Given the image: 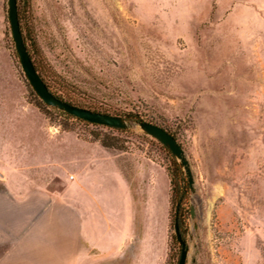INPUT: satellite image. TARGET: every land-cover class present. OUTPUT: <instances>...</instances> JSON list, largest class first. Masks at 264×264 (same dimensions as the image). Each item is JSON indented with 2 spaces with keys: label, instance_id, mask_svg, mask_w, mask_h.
Instances as JSON below:
<instances>
[{
  "label": "rangeland",
  "instance_id": "1",
  "mask_svg": "<svg viewBox=\"0 0 264 264\" xmlns=\"http://www.w3.org/2000/svg\"><path fill=\"white\" fill-rule=\"evenodd\" d=\"M17 5L28 51L60 92L126 118L139 111L182 144L193 190L182 168L183 198L171 200L161 264H178L177 206L185 264H264V0ZM34 93L14 47L8 0H0V264H58L57 197L25 196L28 175L43 178L28 151L102 138L171 167L172 153L139 126L86 124L39 106Z\"/></svg>",
  "mask_w": 264,
  "mask_h": 264
},
{
  "label": "crops",
  "instance_id": "2",
  "mask_svg": "<svg viewBox=\"0 0 264 264\" xmlns=\"http://www.w3.org/2000/svg\"><path fill=\"white\" fill-rule=\"evenodd\" d=\"M27 153L43 178L28 175L25 196L57 197L58 264H161L171 183L160 163L78 137Z\"/></svg>",
  "mask_w": 264,
  "mask_h": 264
},
{
  "label": "water",
  "instance_id": "3",
  "mask_svg": "<svg viewBox=\"0 0 264 264\" xmlns=\"http://www.w3.org/2000/svg\"><path fill=\"white\" fill-rule=\"evenodd\" d=\"M8 19L11 30L14 47L19 58L21 68L28 79V82L38 95V97L46 104L55 107L59 110L67 112L71 115L87 120L92 123H97L105 126H110L120 129H129L134 126H139L146 134L154 137L162 145H164L172 155L180 162L191 190H193V174L191 171L189 160L185 150L178 139L162 126L146 121L126 118L125 116L115 115L106 112L91 110L82 106L72 104L65 101L53 92H51L45 81L37 71L33 59L28 51L25 43V38L20 26L17 0H8ZM191 215H194V207L191 206ZM174 232L176 239L181 245V252L178 264H185L187 258V246L185 240L182 239L178 222L174 223Z\"/></svg>",
  "mask_w": 264,
  "mask_h": 264
},
{
  "label": "trees",
  "instance_id": "4",
  "mask_svg": "<svg viewBox=\"0 0 264 264\" xmlns=\"http://www.w3.org/2000/svg\"><path fill=\"white\" fill-rule=\"evenodd\" d=\"M33 62H34V60H33ZM34 65H35L37 71L39 72V74L41 75V77L43 78V80L45 81V83L48 86L49 90L51 92H53L59 98L65 100V101H68V102H70L72 104H75V105H78V106H82V107H85V108H88V109H91V110H95V111H99V112L111 113V114H115V115H120L119 113L111 112L109 109L104 108V107H94V106H90V105H86V104H81V103H78V102L74 101L73 99H70L69 97L65 96L62 92H60L58 88H56L54 85H52V83L46 77L45 72L41 69V67L38 66V64H36V62H34ZM34 94H35V96L38 99L39 106L44 107L46 110H51V109L52 110H57V109H55V107L46 105L38 97V95L36 93H34ZM57 111L60 112L61 114H63L64 116L68 117V118H72V119H75L77 121L84 122L86 124H90V125H94V126H103V127L108 128V129L116 130V131H127L126 129L114 128V127L105 126V125H101V124H97V123H92V122H89L87 120H84V119H81L79 117H76L74 115H71V114H69L67 112H64L62 110H57ZM126 115L128 117L132 118V119L146 120L144 115L141 114L139 111L127 112ZM148 121H150V120H148ZM162 127L168 130V128H166L164 126H162ZM168 131L171 132L177 138V136H176V134L174 132H172L170 130H168ZM96 138H99V137L96 136ZM99 140H100V144L101 145H103V146H105V147H107L109 149H112V150L122 149L121 146H118L114 142H109V141H107L105 139H102V138L99 139ZM165 169H166V171H167V173H168V175L170 177V183H171L170 202H171V200L172 201L174 200V202H175V199L181 201V199L183 198V195H182L183 192H182V189H181V186H180V182L183 180L182 166H181L180 162L177 161L176 158L173 155H171V167H166ZM175 221L178 222L179 230H180L182 239L185 240L186 231H185V227H184V220L182 218L181 209L178 208V206H177L176 214H175V217H174V223H175ZM175 239H176V236H175ZM177 242H178V240H177Z\"/></svg>",
  "mask_w": 264,
  "mask_h": 264
}]
</instances>
